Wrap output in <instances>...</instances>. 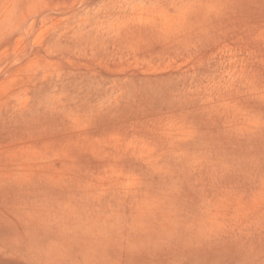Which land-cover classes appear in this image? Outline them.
<instances>
[{
  "label": "rangeland",
  "instance_id": "1",
  "mask_svg": "<svg viewBox=\"0 0 264 264\" xmlns=\"http://www.w3.org/2000/svg\"><path fill=\"white\" fill-rule=\"evenodd\" d=\"M0 264H264V0H0Z\"/></svg>",
  "mask_w": 264,
  "mask_h": 264
}]
</instances>
